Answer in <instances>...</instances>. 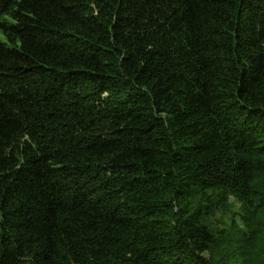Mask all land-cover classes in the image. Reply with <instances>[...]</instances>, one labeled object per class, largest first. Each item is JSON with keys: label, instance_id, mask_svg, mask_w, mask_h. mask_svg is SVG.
Here are the masks:
<instances>
[{"label": "trees", "instance_id": "obj_1", "mask_svg": "<svg viewBox=\"0 0 264 264\" xmlns=\"http://www.w3.org/2000/svg\"><path fill=\"white\" fill-rule=\"evenodd\" d=\"M0 264H264V0H0Z\"/></svg>", "mask_w": 264, "mask_h": 264}]
</instances>
